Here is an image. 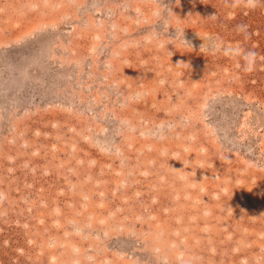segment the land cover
Returning a JSON list of instances; mask_svg holds the SVG:
<instances>
[{
  "label": "rangeland",
  "instance_id": "1",
  "mask_svg": "<svg viewBox=\"0 0 264 264\" xmlns=\"http://www.w3.org/2000/svg\"><path fill=\"white\" fill-rule=\"evenodd\" d=\"M0 264H264V0H0Z\"/></svg>",
  "mask_w": 264,
  "mask_h": 264
},
{
  "label": "clouds",
  "instance_id": "2",
  "mask_svg": "<svg viewBox=\"0 0 264 264\" xmlns=\"http://www.w3.org/2000/svg\"><path fill=\"white\" fill-rule=\"evenodd\" d=\"M244 2L246 4V6L256 7L259 3V0H244ZM248 57H250L251 59L247 61V69L246 70L250 71L254 67L256 53L255 52H249Z\"/></svg>",
  "mask_w": 264,
  "mask_h": 264
}]
</instances>
